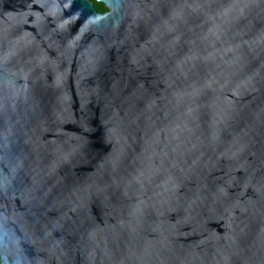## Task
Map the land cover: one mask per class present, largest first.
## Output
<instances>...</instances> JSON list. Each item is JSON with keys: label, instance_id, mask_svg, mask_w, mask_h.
<instances>
[{"label": "water", "instance_id": "1", "mask_svg": "<svg viewBox=\"0 0 264 264\" xmlns=\"http://www.w3.org/2000/svg\"><path fill=\"white\" fill-rule=\"evenodd\" d=\"M0 0L1 264H264V0Z\"/></svg>", "mask_w": 264, "mask_h": 264}, {"label": "trees", "instance_id": "2", "mask_svg": "<svg viewBox=\"0 0 264 264\" xmlns=\"http://www.w3.org/2000/svg\"><path fill=\"white\" fill-rule=\"evenodd\" d=\"M93 2L95 8L99 11V12H105L107 10V7L102 3L99 2L97 0H90ZM1 264V263H0Z\"/></svg>", "mask_w": 264, "mask_h": 264}]
</instances>
